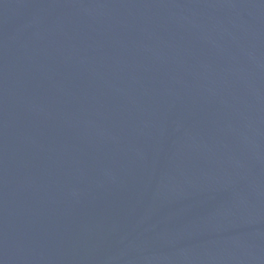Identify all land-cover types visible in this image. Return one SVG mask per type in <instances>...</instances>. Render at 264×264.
<instances>
[{"label": "water", "instance_id": "95a60500", "mask_svg": "<svg viewBox=\"0 0 264 264\" xmlns=\"http://www.w3.org/2000/svg\"><path fill=\"white\" fill-rule=\"evenodd\" d=\"M0 264H264V84L153 0H0Z\"/></svg>", "mask_w": 264, "mask_h": 264}]
</instances>
